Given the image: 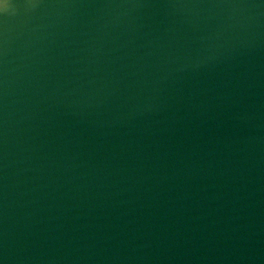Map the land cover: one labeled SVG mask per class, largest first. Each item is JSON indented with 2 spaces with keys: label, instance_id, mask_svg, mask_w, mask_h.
<instances>
[{
  "label": "water",
  "instance_id": "95a60500",
  "mask_svg": "<svg viewBox=\"0 0 264 264\" xmlns=\"http://www.w3.org/2000/svg\"><path fill=\"white\" fill-rule=\"evenodd\" d=\"M0 264H264V0H4Z\"/></svg>",
  "mask_w": 264,
  "mask_h": 264
},
{
  "label": "clouds",
  "instance_id": "9594fccd",
  "mask_svg": "<svg viewBox=\"0 0 264 264\" xmlns=\"http://www.w3.org/2000/svg\"><path fill=\"white\" fill-rule=\"evenodd\" d=\"M4 7H6L4 0H0V10H3Z\"/></svg>",
  "mask_w": 264,
  "mask_h": 264
}]
</instances>
